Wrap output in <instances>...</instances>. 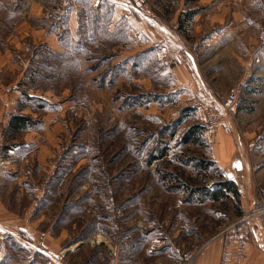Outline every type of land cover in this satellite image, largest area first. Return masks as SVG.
Returning <instances> with one entry per match:
<instances>
[{"label": "rangeland", "instance_id": "rangeland-1", "mask_svg": "<svg viewBox=\"0 0 264 264\" xmlns=\"http://www.w3.org/2000/svg\"><path fill=\"white\" fill-rule=\"evenodd\" d=\"M145 1L148 9L159 12L154 0ZM255 21L260 33L241 36L246 43L255 39L259 51L264 47V8ZM236 37L235 31L228 67L224 58L220 65L221 50L214 49L211 68L223 66L233 76L240 74ZM90 41L76 49L85 54L83 74L80 64L65 65L71 94L62 112L52 107L48 138L29 149L31 157L26 152L14 157L17 173L0 174V199L11 214L31 223L27 230L36 236L31 245L26 234L22 240L0 239L7 250L0 264H176L245 214L233 193L213 199L217 192L224 194L222 183L232 181L211 161V142L204 137L198 144L181 143L188 128L201 120L197 109L175 107L176 96L160 94L170 81L156 75L153 64L143 67L153 77L150 93L134 82L125 88L123 80L110 87L109 43L94 50L92 37ZM94 57L100 60L93 63ZM41 67L39 72L51 78L39 74L32 85L60 94L63 66L52 71ZM138 72L134 78L142 76ZM231 120L263 122L264 88L257 96L241 91ZM36 132L45 138L43 127ZM246 151L248 159L260 155L258 162H264V145H248ZM258 186L264 195V178Z\"/></svg>", "mask_w": 264, "mask_h": 264}, {"label": "crops", "instance_id": "crops-1", "mask_svg": "<svg viewBox=\"0 0 264 264\" xmlns=\"http://www.w3.org/2000/svg\"><path fill=\"white\" fill-rule=\"evenodd\" d=\"M154 1L159 12L148 9L144 1L128 4L122 0H0V174L3 170L17 173L14 157L23 152L30 156L29 149L48 138L46 128L53 120L52 107L57 105L62 112L71 94L65 65L80 64L81 73L85 72V54L76 49L83 50L91 37L94 50L101 49L102 42L109 43L112 88L123 80L125 88L134 82L142 92L150 93L153 77L143 73V67L153 64L158 66L156 75L170 81L160 94L176 96L178 108L191 107L193 97L217 108L216 97L236 89L250 96L259 94L264 88V83H259L264 81V47L256 50L255 39L247 41L252 48L247 46L241 35L260 33L261 25L255 18L264 8L262 0ZM234 30L238 40L237 62L241 66L237 76L223 66L211 68L214 49L221 50L220 65L224 58L228 67V47ZM94 59L93 63L100 60ZM58 65L63 66L60 94L32 85L37 75L44 74L39 72L41 66L52 71ZM133 65L140 66L141 71ZM132 68L142 76L134 78L136 71ZM118 69L119 73H115ZM16 117L29 119L24 121L26 130L12 132L10 123ZM224 118L222 125H230L232 133L220 129L209 141L211 161L217 162L226 174H233L230 181L236 185L240 208L245 213L261 196L258 185H262L264 178V162H258L260 155L248 159L246 146L264 145V121L250 125ZM196 124L202 125L201 120ZM37 126L44 128L45 138L36 132ZM37 201L36 196L35 205ZM28 226L31 228V223L11 214L0 199V231L4 232L0 239L22 240L26 234L30 245L36 243ZM248 241L243 264H264V232L256 229ZM1 245L0 262L7 251ZM221 250V240L212 242L195 264H219Z\"/></svg>", "mask_w": 264, "mask_h": 264}, {"label": "built area", "instance_id": "built-area-1", "mask_svg": "<svg viewBox=\"0 0 264 264\" xmlns=\"http://www.w3.org/2000/svg\"><path fill=\"white\" fill-rule=\"evenodd\" d=\"M128 4H136L145 0H122ZM97 2V1H96ZM240 90H234L226 96H219L216 100L217 108L210 103L193 97L190 105L200 114L202 125L205 127L204 137L207 140L214 139L218 130L223 129L226 134L232 133V127L223 126L224 117L232 118L239 104ZM233 174H227V178H233ZM264 232V195H261L257 203L252 206L242 217L229 222L213 234L202 246L184 253L183 258L176 264H195L197 258L212 242L222 241V250L219 264H243L247 259V247L249 244L246 233L253 234L256 229Z\"/></svg>", "mask_w": 264, "mask_h": 264}, {"label": "trees", "instance_id": "trees-1", "mask_svg": "<svg viewBox=\"0 0 264 264\" xmlns=\"http://www.w3.org/2000/svg\"><path fill=\"white\" fill-rule=\"evenodd\" d=\"M28 121V118L24 117H16L12 120L10 123V128L13 133L24 131L26 130L25 122ZM205 131V127L200 124H195L192 126L188 131L183 135L181 143L183 145L188 144H198L200 139L203 138V134ZM221 186H223V189H220L219 191H223L224 194H220V192L215 193L213 199L214 200H220L223 196L228 197L230 193H233L235 197L239 200V194L236 189V185L232 182H225L222 183ZM220 194V195H219ZM247 238L249 239L251 237V234L249 232L246 233Z\"/></svg>", "mask_w": 264, "mask_h": 264}]
</instances>
